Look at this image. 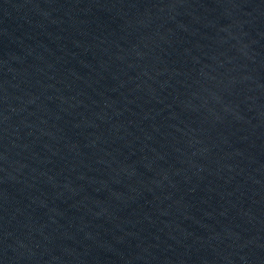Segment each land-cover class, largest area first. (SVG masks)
Returning <instances> with one entry per match:
<instances>
[{
    "label": "water",
    "instance_id": "obj_1",
    "mask_svg": "<svg viewBox=\"0 0 264 264\" xmlns=\"http://www.w3.org/2000/svg\"><path fill=\"white\" fill-rule=\"evenodd\" d=\"M0 264H264V0H0Z\"/></svg>",
    "mask_w": 264,
    "mask_h": 264
}]
</instances>
